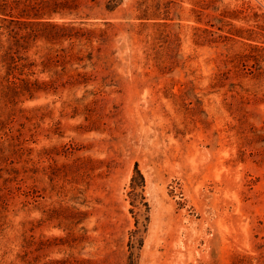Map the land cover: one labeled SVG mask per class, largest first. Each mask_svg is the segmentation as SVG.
Segmentation results:
<instances>
[{"label":"rangeland","instance_id":"rangeland-1","mask_svg":"<svg viewBox=\"0 0 264 264\" xmlns=\"http://www.w3.org/2000/svg\"><path fill=\"white\" fill-rule=\"evenodd\" d=\"M0 264H264V0H0Z\"/></svg>","mask_w":264,"mask_h":264},{"label":"trees","instance_id":"trees-1","mask_svg":"<svg viewBox=\"0 0 264 264\" xmlns=\"http://www.w3.org/2000/svg\"><path fill=\"white\" fill-rule=\"evenodd\" d=\"M136 173L138 174V177L140 179V182H143V177L142 175L139 173V171L137 169H135Z\"/></svg>","mask_w":264,"mask_h":264}]
</instances>
